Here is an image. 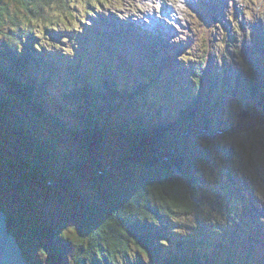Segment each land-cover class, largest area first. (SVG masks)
<instances>
[{
    "label": "trees",
    "instance_id": "trees-1",
    "mask_svg": "<svg viewBox=\"0 0 264 264\" xmlns=\"http://www.w3.org/2000/svg\"><path fill=\"white\" fill-rule=\"evenodd\" d=\"M11 1L12 0H0V35H3L1 41L4 40L8 46L4 48L9 50V47H11L18 53H24L26 52L24 43L25 38L29 42L28 46L33 41V47L35 45L38 49L34 48V50H36V52L41 50L43 53L42 56L38 53L42 59L39 63V70L31 74V78L36 76L35 79L28 80L27 86L30 89L21 81L19 82L20 89L23 88L28 92L33 89H35V92L41 90V95L46 99L51 98L53 104L58 103L59 106H66L65 110L63 108H61L62 110L51 109L41 114L38 110L33 109L34 107L39 108L40 101L35 100V98L32 99L31 102H33V106H31V108L33 111H31V115L27 113L25 116V119L28 118L26 123L29 124L28 127L32 128L33 132H35L34 128H38L41 132L42 122L50 120L49 122H51V125L56 126L63 135L61 134L62 136H59L57 134L55 136V134L49 130L53 137H46L41 133V135H38L40 136L39 139L35 140V137L29 136L27 138L23 134L25 141L34 143L35 141L36 143L38 141L40 143L42 142L41 145L44 152L41 156L49 160L52 155H57L58 158L63 159L61 164L62 167L59 170L55 169L53 166H50V169H48V164L44 163H42L41 168L37 163L30 161L28 155L24 156L26 160L24 159L23 161L25 169L29 170L34 178L38 176L37 174L42 169H53L56 173L51 175L48 171L46 176L48 180L44 178L41 186H50L51 190L55 191L52 185L55 187V185L60 182L59 186L62 188L60 191L66 199L65 203L71 206L61 211L62 216L60 220H54L59 223L56 225V232L55 226L49 228L52 231L50 234L53 233L52 238L57 242L59 237L56 235L62 234L61 232L67 229L65 231H68V237H70L72 241L71 243V241L66 239L67 245H72L73 248L77 245L81 251L88 249L92 253L94 260L93 264H101L100 262H103L101 260L104 258L105 261L108 259V261L118 264L120 262V257H123L126 261V258L131 254L136 255L138 264L143 263L140 259L143 256L152 257L154 264H186V261L190 263L191 256H199V250L196 247L194 248V245L190 244L192 237L196 235L195 229L199 230L201 234L205 232L206 237L204 235L201 241L207 242L209 237L214 239V234L215 237L219 239H223L222 237L224 236L226 237V235H224V228L229 224L230 217L233 215L229 212L228 208L236 204V202L231 201L236 200V195L232 194L231 196L230 194L231 200L229 199V201L225 197L230 188L229 184L225 186V181L221 183L223 178L224 180L226 179L224 176L226 174L222 172L221 175L217 174L219 168L216 163H218V160L217 162H212L215 163V166H211V172L215 170L216 175L213 179H208L207 182L211 185L207 186V188L203 185L204 182L202 184L197 178V174L202 171L204 179H207V175H205V170L198 166L199 160L192 159L193 151L198 150V148L196 145H193L194 141L188 139L183 132V129L190 128V125L192 126V124H195L192 131L198 134L197 138L207 139L206 136H208V129H205L206 132L197 126L198 123L206 119L205 116L207 114L210 116V106L213 108V103L215 102L212 99L213 96L208 94L205 89L204 78L206 77V73H204V71L208 67V61L205 59L206 52L200 51L198 53L199 70H194V74H192V91L189 87H184V89H186V93L184 94L181 89L177 90V87L171 84L172 82L168 83L167 81V83L172 86L171 90L167 91L173 95L181 96L183 99L186 98L187 102L184 103L183 107H179V109L176 110V116L168 117L170 118L169 121H160L159 116L160 118L163 116L162 105H166L165 102L155 97L158 95L156 90L155 93H153L150 89L148 92L150 95L141 91L142 84H138L139 82L136 80L137 77L130 79V77H133L132 73H136L139 76L141 74V76L146 77V72H144L143 69L141 70L138 67H134L130 70V67L127 68L128 64L122 63V65L131 72L130 75L126 76V73L129 72L125 71L126 73L124 74L121 63L117 61L113 63L115 61L113 58L110 60V63H108L102 54L104 53L103 51L99 53L102 54V59L96 58L98 61L96 64L97 61H94L92 56L86 54L87 49L89 50L87 35H79L78 32L81 30H77V32L74 31L78 40H73L74 46L68 50L58 48V45L52 42L49 36H44L45 33L40 29L41 23L39 22L42 20L48 22L51 20V17L53 18V15L50 14L51 12L49 13L51 9H56L57 11L62 10V12L66 11L65 14L67 15L70 10H73L71 0H45L48 1V3L45 2L47 7L41 4V7L38 8L40 9L38 13L31 7V0H13L23 5V9H21L20 12L13 14L8 10L13 8L10 6ZM51 1H55V3L51 4ZM60 1L63 4H61ZM108 2H110V0H89L88 9L91 11L89 14L95 12L96 7L98 8V6H102ZM36 3L38 4L39 1H36ZM97 4L98 6H96ZM20 14L23 15V19H11L13 16L19 17ZM78 19L80 18L77 17V20ZM65 21L67 27L73 24V20L67 19ZM4 23H6V25L12 23L14 26L5 29L3 28L5 26ZM24 26H27L26 28L28 29L29 35L25 32L23 34L22 27ZM44 28L47 34L49 28L46 25ZM3 30H5V34H3ZM53 32H57V29L55 28ZM60 36L64 37V33H61ZM5 37H11L9 39L12 44L7 43ZM46 38L48 41L44 43ZM89 40L92 39L89 38ZM65 41L66 39H64V42ZM62 42L63 41L59 40V44H62ZM30 45H32V43ZM11 55L14 59V52H11ZM0 56L3 57V60L6 59V53H3L1 49ZM162 57H164L163 59L166 63L168 59H170L168 56ZM116 58L119 59V56H116ZM88 61L92 62L89 63ZM77 65L82 67L83 70H74V67ZM65 66H69L71 69L67 70ZM146 66L148 67V64H146ZM155 66L157 67V63H155ZM9 69L10 70L5 73V79L8 78V76L11 79V76H13L11 70H17V66L13 67V63L11 62V67ZM24 69L26 68H23V70ZM153 70L150 72L154 73ZM17 71L19 72V70ZM154 71L158 77H166L173 73V69L170 67L167 68V72H163L161 68ZM19 73L21 74L19 75L23 77L22 75H24V73ZM172 79L176 84L177 82L174 77ZM244 79L245 85H248L246 86L248 91L252 90L254 85L253 78L245 74ZM33 81L35 83H33ZM154 85L157 89V84ZM147 86L150 88V84H147ZM17 87L18 86L15 87V85L12 86L13 89L16 88L15 90H19V87ZM0 91L5 94V97L2 95L0 98L8 100L12 105H15V101L18 106L25 105L19 96L16 97V95L5 89H1ZM193 91L199 94L194 95ZM38 95L40 96V94ZM135 96L138 98H134ZM154 97L157 101H153ZM133 98L137 100L142 99V110H129L131 105L127 103L132 104V101H134ZM205 103L207 105H205ZM26 105L24 107H26ZM197 106L200 109L197 108ZM206 107H208V110H202ZM51 108H55V106L52 105ZM21 109L23 108L21 107ZM65 111H67L68 116H66L67 114ZM14 113V115H16V112ZM143 113L148 115V118L151 117V121L155 124H148L149 119L147 120L146 115L144 116ZM35 118L37 119L35 120ZM33 120H35V122H33ZM31 121L33 123H31ZM137 128H139L140 133L137 132ZM142 129H144L145 132ZM39 131L38 133H40ZM15 132L20 134L19 130ZM108 134H111L115 140ZM110 139L115 142L108 145ZM70 143L75 146V149L66 152L65 148L70 146ZM2 144L4 145L1 140L0 151ZM125 145H128L132 150L122 149ZM34 147H36V145ZM55 149L60 153L55 154ZM35 150L38 149L35 148ZM235 151L236 149L233 148L229 151V154L234 155ZM7 159L8 158L5 156H2L0 159L1 165V162H4V160L7 161L5 168L7 172H10L7 173V176H0V187L4 189L1 185L5 182L12 184L10 185L12 187H17V190H20V201H22V199L27 200L30 205L32 204V209L36 211L40 206L38 204L39 201L35 200V195L37 192H41L32 189L27 181H18V177H14V175L11 174L13 166L10 167ZM16 160L15 157L9 159L12 165L17 164ZM112 163L118 165L120 168L123 167V175L110 173L112 170L110 169L113 165ZM74 176H76L78 181L73 180ZM122 176L124 178H122ZM113 179L117 180L115 185ZM121 181L125 183V185ZM255 184L259 190L262 189L257 179ZM28 188H31V191L35 192L34 196H30L32 192H29ZM1 191L2 190H0V192ZM205 191L208 194H205ZM14 193H16V191H14ZM208 195L211 197H208ZM39 196L41 197V194H39ZM208 198L209 201H207ZM217 200L218 203L215 205V208L218 207V213L214 212V207L207 210V204L210 203L213 205ZM226 201L228 202L225 203ZM2 208L4 210L6 209L4 205ZM7 210L8 209L5 211ZM7 213L9 221L12 218L8 211ZM43 215H47V212L44 211ZM162 215H164L167 220L169 219L171 223L177 221L175 224L176 226L172 228L167 227V223L163 218L158 221ZM183 218H193L195 225L189 224ZM43 222L45 223L47 221L44 220ZM159 225H162V227ZM184 225L194 229V233L184 232ZM229 225L226 231L227 234L231 227ZM26 228L30 229L28 227ZM38 228L39 229H33L35 231L33 234L36 235V239L42 246L45 260L51 262V264H55L54 255L56 252V255L59 257L56 255L55 257L58 258L60 264H63L62 259L64 256H62V259L60 258L59 246L61 244L56 243L51 246V258L47 241L36 233L37 230L39 231L40 228H42L41 222ZM11 231L13 232L12 228ZM63 239H61L62 242ZM173 239L176 240V243H173ZM229 244L231 245L232 242H229ZM27 245L28 243L26 242L24 245L25 250L23 247V251L24 255L28 258L31 252L26 249ZM210 245L216 246L214 242L213 244L210 243ZM220 245L219 251H225ZM205 248H202L201 251H204L203 254L207 255ZM207 248L209 251L212 250L209 246H207ZM33 251L35 253L37 252L36 250ZM163 251L169 253L168 256H165V253H162ZM229 253L232 254L234 252L230 249ZM73 255L75 258V254ZM86 255L87 258L90 257V255ZM32 258L31 261L33 260ZM36 261L37 260H35V264H37ZM87 262L90 261H84V264ZM40 263L41 261H39L38 264ZM195 264H197V261Z\"/></svg>",
    "mask_w": 264,
    "mask_h": 264
},
{
    "label": "rangeland",
    "instance_id": "rangeland-1",
    "mask_svg": "<svg viewBox=\"0 0 264 264\" xmlns=\"http://www.w3.org/2000/svg\"><path fill=\"white\" fill-rule=\"evenodd\" d=\"M36 1L37 2L39 1V3L37 4ZM88 1L89 0H71L72 5H73V10H70V12L67 15L65 14L66 11L62 12V10L57 11L56 9L55 10H52V9L49 10L47 8L49 10V13L51 12L50 14L53 15V18L51 17V20L48 22H44L43 20L39 22V23H41L40 29L43 31V33H45L44 36L45 37L49 36L51 38L52 42H55L58 45V48H60L62 50H64V49L68 50V49L72 48V46H74V41L78 40V37L75 35L74 31L77 32V30H80V26L82 25V23L77 20V17L79 18V16H80V19H82V21H83V20H85V18L83 16H86L87 20L84 21L83 26L86 25L87 27H85L80 32H78L79 35L90 34V32L92 30L94 33V36L99 38L100 40H102L105 43L106 47L104 49L111 50V52L107 51V50L104 51L105 53H110L109 60H111L113 58L112 54H114V55H116L117 53L125 54L126 49L124 48L125 50H123L124 46H126L128 49H133L134 51H137V47H136L137 44H134V43L128 44V45L126 43L124 44L123 43L124 39L120 34L117 36H114L112 38L111 36L114 33L108 31V33L111 34V35H109L106 32L107 29L105 28V25H107L109 27L112 24L115 27L120 26L121 29H118V31H121L122 29L124 31H127V30L131 31L132 28L131 29L123 28L124 27L123 25H126V24L121 25V22L123 23L124 21L127 20L125 14H127L128 12H131V13L136 14L135 18H138L139 15H141L140 18H143L145 16L143 13L149 12L148 10L150 9V11H152L153 13H155V11H157L158 15L162 19H165L167 21V24H168L170 29L174 28L176 30L174 35H173V33L170 36H164L163 34L158 35L157 40L160 42H163V46L167 45L169 47L168 50L169 49L171 50L172 45L175 44V42L179 41V39L181 37H183V39H185V37H187V36L192 38V41L189 44L190 46L188 48L189 53L186 55L187 58L185 59L184 62H182L186 65H188L189 62L192 61V59L193 60L197 59V53H195V52L197 51V49L199 50V46H202L199 44V37L200 36L204 37V40L206 41V47L205 48L209 49V51L207 52V54L210 55L209 60L212 62L215 61V63H216L213 66L211 65L212 70L216 71V73L219 72L221 74V80H223L225 78V76H229L230 77L229 83H231V85H229L230 86L229 88L224 87L223 89H220L221 87H216V89H212V90L205 86L207 93L213 96L212 99L215 102L213 103L214 104L213 108L210 106V108H211L210 116L208 114H207L208 116L204 115L206 117V119L204 121H201L200 123H198L197 126L201 129H203L204 131H206L205 129L209 130V132L207 133L208 136H206L207 139H202L200 137L197 138L198 134L197 133L195 134V132L192 131L195 124L194 125L192 124V126L190 125V128L183 129L184 130L183 132L186 134V137L188 139H192V141H194V143L196 142L193 145H196L198 150L193 151L194 153H192V159L194 158L195 160H199L198 166L203 168V170H205V175H207V179L203 178V172L202 171H200V173L197 174V178L202 182V184L204 182L203 185L206 187L211 185V184H208L207 181L209 178L213 179L214 176L216 175L215 170L214 171L212 170L213 172H211V166L212 165L215 166V163H212V162H217V160H218V163H216V164H218V168H219L217 171V174H219V175H221L222 173L226 174V175H224L226 179L224 180V178H223V180H221V183L225 181V186H226L228 183L232 182L230 186H232L231 189H233L235 191L236 200L230 199L233 192L226 194L225 197L228 199V201L230 199L232 202H236V204L231 205V207H229L228 210L233 215L235 213L234 216H236V217L234 218V220H236V218H237L239 224L241 226H243V228H244L243 229L242 227H238L237 229H239L240 232L238 230L236 232H239V236H242L245 238H247L250 235H253V236L260 238L261 240L264 241V214L260 215V212H259V208L261 205L264 204V200L260 203H255L256 200L253 197V200L250 199L248 201L251 194H248L247 190L245 189V186L246 187L251 186L252 188L255 186L253 184L247 185L248 183H252V181H253L252 176L254 177L255 181L257 179L261 183V186L264 185V49H263L264 42H260L262 39H264V37H263L264 36V0H214L212 2V5L207 7L208 12L211 15L209 13L203 11L204 13H206L205 17H200V16L197 17L198 16L197 13L201 9H198L196 3H194V6H195V10H194L185 2V0H178V4L184 8L183 19H181V17L179 15H177L178 21L169 15L168 16L165 15L164 12L163 13L158 12V11H160V5H162L160 1H157L153 4H150L147 2V0H137V3L140 4V7L138 9H135L133 7V4H136V0H110L109 3H106L107 4L106 6H108L107 9L108 8L111 9V7L119 8L117 10H114L118 16V18L116 17L117 22L115 20H111V19L105 20V17L101 16L102 11H105L106 15H112V14L108 13L109 12L108 10H105L106 6L104 9H100L101 13L97 12L96 14H93V15L88 17L87 14L89 15V13L91 12L88 9ZM166 1L169 3L170 6H172L171 0H166ZM194 1H197V0H194ZM31 2H32L31 7L37 13L39 12L38 10H40L38 8L41 7V4L44 7H47V5H45V4L48 3V1H45V0H31ZM10 3H11L10 6H12L13 8L8 9V10L12 14L20 12L21 9H23V5H21L20 3H17L13 0ZM52 3L54 4L55 1H51V4ZM61 4H63V3L61 2ZM149 5H155V7L152 8ZM96 6H98V4ZM29 9H30V6H29ZM191 15H192V22L194 23V30L192 32L190 31V28H189V31L184 30V28H183V24L189 22ZM14 17L15 16H13L11 19L12 20L13 19L17 20V18L19 20L23 19L22 14H20L19 17H15V18ZM67 19L73 20V24L70 27H67L65 25V22H66L65 20H67ZM149 19H152V18H149ZM149 19H147V22L151 23V21ZM62 20H64V21H62ZM201 20H204V21H201ZM206 20H208V21H206ZM6 22H7V20H6ZM209 22H212L214 24L212 26H210V25H208ZM85 23H87L88 25ZM201 24L206 28H203V26H201ZM4 25L5 26L3 28H5V29H8V28L14 26L12 23H8L7 25H6V23H4ZM45 25L49 28V32L47 34H46V30L44 28ZM26 27L27 26L22 27L23 28L22 29L23 34L25 32L27 35H29L28 29ZM55 28L57 29V32H53ZM207 28L209 30H207ZM206 30H207V34H205ZM3 31H4L3 34H5V30H3ZM19 31H18V33H19ZM85 31H87V32H85ZM118 31L113 30V32H118ZM183 31H186V33L183 34ZM167 32H168V30H167ZM61 33H64L63 38L66 39L65 42H64V39L62 38V36H60ZM185 35H187V36H185ZM66 36H69V37H66ZM73 37H76V39ZM2 38H3V35H0V46H1L0 49L3 51V53H6V59L3 60V57L0 56L1 57L0 58V90L5 89V90L13 93L14 95H16V97L19 96L21 98V101H23L25 103V105L26 104L27 105H26V107H24L25 105H19L18 106L16 104V101L14 102L15 105L14 104L12 105V103H10L8 100H5L4 98H0V108H1L0 109V115H1L0 116V135H1L0 141L2 140L4 143V145L2 144V146H1L0 159L2 158V156L7 157L8 158L7 160H8L10 167L13 166L12 167L13 169L11 170V174L14 175V177H18V181H20V182L21 181H27V183L29 182L28 184L30 185V187L32 189L38 190L41 192V193H38L36 191L37 193L35 195L36 197L38 196V201H39L38 204L41 207L36 209V211H35V209H32V207H31L32 204L30 205V203L27 200H23V202L20 201V199H19L20 190L19 189L17 190V187L15 188V187L10 186L12 184H9L7 182H5L3 185H1L2 187H4V189L0 187V190H2L0 192V203H1L0 206L2 208V206L4 205V207L6 209H8L7 211L9 212V214L12 218L11 220L8 221L9 228H10V230L12 228L13 232L12 231L11 232L13 234L15 233L16 236H18L17 238L19 239L21 246L24 247V250H25V246H24L25 243L26 242L28 243V245L26 246V249L31 252V254L28 257V260H29V258L31 260V258L33 257L32 258L33 260L31 261L30 264H34L35 260H37L36 261L37 264L39 263V261H41L44 264H51V262H47L45 260V254L43 252L42 246L39 244L38 240L35 237L36 235L33 234V232H35L34 231L35 229H39L38 227H39V224L41 222L42 228H40L39 231L37 230L36 233H38L45 241H47L48 248L49 249L52 248L51 246H53L56 243H60L63 247H66L67 246L66 239L71 241L70 237H68V231H65L67 229H65L63 232H61L62 234H57V235L55 234L57 237H59V240L56 242V240L52 238L53 233L50 234V232H52V231L49 228H52V226L53 227L55 226V232H56V225L59 223H57L54 220H56V219L60 220V218L62 216L61 211L64 208L66 209V207L68 208V206H70V204L65 203L66 199H65L64 195L61 194V191H60V190H62L61 186H59L60 182H59V184H56L55 187L52 185V187L55 189V191L51 190L50 186H47V187L46 186L44 187V185L41 186V183L43 182L42 180L44 178H45V180H48L46 176H47V172L49 170H44V169L40 170V172L37 174L38 176L34 178L31 175L32 173L29 170L25 169V167L23 165V161H24V159L26 160V158H24V156L28 155V157H30V159H29L30 161L37 163L40 166L42 165V163H44V164H48V166L46 165L47 167H49L48 169H50V166H53L55 169L59 170L62 167L61 164L63 162V159L58 158L57 155L56 156L52 155L49 160L46 159L45 157L41 156V154L44 152L42 150V145H41L42 142L40 143L38 141L36 143V141H35L36 144L34 142H31V141L28 142V141L24 140V138H25L24 136H26L27 138L29 136H32V137H35V140H37L40 137L38 135H41V133H42L44 136H46V137L48 136L51 138L53 136L50 134L49 130H51L52 133L55 134V136L57 134L59 136H62L63 134L59 132L60 130L56 126H53V125H51V123H49L50 120L46 121V122H42L41 132L39 131L38 128L37 129L34 128L35 132H33L32 128L28 127L29 124H26L28 118L25 119V116L27 113L29 115H31V111H33V109L38 110L39 113L43 114L44 111H46V110L49 111L51 109L62 110L61 108H63L65 110L66 106H63V105L59 106L58 103L53 104L52 103L53 100L51 98H48V99H50V100H48L41 95V90H38L37 92H35L34 91L35 89H33L32 91L29 90V92H28L27 90H25L23 88L20 89L17 87L19 90H15L16 88L15 89L12 88L13 85H15V87H16L19 84V82L21 81L28 89H30L27 86L28 80L35 79L36 76L31 78V74H33V72L39 70L38 68H39V63L42 60L41 59L42 55L40 56L38 53H40V54H43V53L41 50H39L37 52H36V50H34V48H36V46L34 45V47H33V41L31 42L32 45H30L31 44L30 43L28 46L29 42L25 38H24V41H25L24 43H25V47H26L25 48L26 52H24V53L19 52L18 53L16 50H14L11 47H9V50H7L4 47H8V46L6 45L4 40H3L4 42L1 41ZM9 38H11V37H5V40L7 43L12 44V42ZM205 38H207V40ZM258 39L259 40L261 39V40L259 41ZM59 40L63 41L62 44H59ZM173 40H175L174 43H172ZM47 41H48V39L46 38L44 40V43H46ZM96 41H99V40H96ZM138 41H139V39H138ZM142 42L143 41L140 38L139 43L141 45H142ZM242 42L245 44V46L240 45ZM31 46H32V48H31ZM90 46H92L93 48L98 50L97 47H95L93 45H90ZM117 47H119L121 49H119ZM148 51H149L148 56L144 55V54H140V55H143V56H146L149 58V59H146V61L147 60L154 61L153 58L156 59L160 55V53H158L156 55H152V50H148ZM11 52H14V54H15L14 59L11 55ZM92 53L95 54V52H93V51H92ZM126 53L128 54V52H126ZM128 55L131 57L132 56L136 57L135 59L138 61L137 64H140L139 61H145V59H140L139 55L136 53L129 52ZM174 58H176V60ZM174 58L170 59V61L168 63L173 64V61H176V63L179 64L180 62L177 61L179 59V57H177V55H174ZM130 59H131V61H134V63H136L135 60H132V58H130ZM188 59H190V60L188 61ZM14 60L15 61L17 60V61L15 62ZM11 62L13 63V67H15L17 64L20 65L21 68H17V70H19V72L24 73V75H22L23 77H21L20 76L21 74L17 70L14 69L13 70L14 72L12 71V74H13L12 82L10 83L9 77H8V79H5V76H6L5 73L10 70L9 68L11 67ZM115 62H116V60L113 63H115ZM221 63H223L224 66L220 67ZM129 64H131V63H129ZM147 64H148L149 68H151V67L154 68V66H151L152 63H147ZM23 68H26V69L23 70ZM65 68L68 69L69 66H66ZM131 68H134V66L132 65ZM211 68H209L208 70L211 71ZM122 69H125V68L123 67ZM74 70L81 71L83 69L80 66H78ZM226 70H229L228 71L229 75L228 74L226 75ZM232 70L236 71V73H234ZM153 72H155V71H153ZM238 72H239V74H238ZM125 73L126 72L124 71V74ZM130 74H131L130 72L126 73V76L130 75ZM245 74L250 75V77L253 78V80H254V82H253L254 85L252 87L253 92H252V90H249L250 92L248 91V88L246 87L248 85H245V83H244L245 80H242L243 78L237 79L238 75L244 76ZM132 76L133 77H130V79L137 77L136 80H137V82H139L138 84H140V83L142 84L141 91H143L147 94L150 89L153 93H155V90H156L158 95L155 97L157 99H159L160 101L165 102L166 105H162V107L164 109L163 110V116L161 118L159 116L160 121L161 120L165 121V122L169 121L170 118H168V117L176 116L177 115V113H175L176 110H178L179 107H183L184 103L187 102L186 98L183 99L181 96L173 95L167 91V90H171V87H172L170 84H167V80H169L168 77L169 78L174 77V75H172V74L168 75V77H158V75L153 74V78H152L153 80H151L149 78V75H147L146 77H143V76H141V74L139 76L138 74L133 73ZM242 76H240V78ZM180 77L181 76H178L179 81H177V85H178L177 90L181 89L185 94L186 89H184V87L190 86V83L192 82V79H191L192 77L191 78L189 77L190 78L189 79V85H188L187 79L185 81H180V79H181ZM215 77H217V76L215 75ZM215 77L210 78V79L207 77L204 78L205 84L206 85H207V83L217 84L218 82H220V80H218L217 82L216 81L213 82L212 79H217ZM182 78L185 79V77H182ZM14 79L18 83L17 85H16ZM170 82H172L171 84L174 85L173 81H170ZM33 83H35V82L33 81ZM147 84H150V88L147 86ZM154 84H157V89L155 88ZM134 85H135V83H134ZM180 85L183 88H181ZM135 87H138V86H135ZM10 89H11V91H10ZM217 89H219V90H217ZM255 91H256V93H255ZM38 94H40V96ZM187 94H188V92H187ZM193 94L198 95L199 93H194V91H193ZM2 95L5 97V94L0 91V97H2ZM148 95H150V93H148ZM155 97L153 98V101H157ZM34 98H35V100L40 101L39 108H35V107L33 109L31 108V106H33L32 105L33 102H31V100ZM134 98H138V97L135 96ZM134 98H133L134 101H132V104L127 103L128 105H131L129 110L130 111L132 109H135V110L141 109L142 110L143 109L142 103L141 102L139 103V100L134 99ZM244 98L247 100H244ZM219 99L221 100L220 104H216L219 101ZM123 103H126V102H123ZM206 103H205V105H207ZM52 105H54L55 108H51ZM198 106H200V105H198ZM198 106H197V108H199ZM21 107L23 109H21ZM202 110H208V107H206L205 109H202ZM5 112H6V114H4ZM14 112H16L17 115H14L15 114ZM17 112H19V113H17ZM65 112L67 114V111H65ZM145 112H147V111H145ZM143 114H144V116L146 115L145 113H143ZM66 116H68V114ZM147 116L148 115H146V117ZM150 118L147 117V120L149 119L148 124H151V123L155 124L154 122L151 121ZM30 119H32V118H30ZM36 119L37 118H35V120ZM35 120H33V122H35ZM128 120H130V119H128ZM33 122L31 121V123H33ZM16 130H19L20 134H17L15 132ZM142 130L145 132L144 129H142ZM211 130H212V132H211ZM38 131L40 133H38ZM137 132L140 133L139 128H137ZM23 134H24V136H23ZM108 135L110 137L112 136L111 134H108ZM152 135H154V134H152ZM109 136H108V138H109ZM111 138H113L115 140V138L113 136ZM110 140L108 142V145H111V143L115 142L112 139H110ZM118 144L121 145L120 143H118ZM35 145H36V147H34ZM125 147H122V149L124 148V149H128V150L129 149L132 150V148H129L128 145H125ZM232 147L234 149H236L234 155L229 154V151H231L233 149ZM35 148H37L39 150V152H38V150H35ZM74 149H75V146L72 143H70V146L65 148L66 152L72 151ZM54 153L59 154L60 152L55 149ZM236 153H238V154H236ZM14 157L17 159L16 160L17 164L12 165L11 164L12 162L10 163L9 159L14 158ZM35 159H37V160H35ZM6 162L7 161L4 160V162H1L2 165L0 164V172H2V173H0V176H2V175L7 176V173H10V172H7V170L5 168ZM242 166H243V168H242ZM41 168H42V166H41ZM110 169H112L110 173H114L116 175H123V173H124L123 167L120 168V167H118V165L113 164ZM49 173L52 175L56 172H54V170L51 169L49 171ZM241 177H243V178L246 177V180L245 179L243 180V183L245 185L244 189H243V186L241 184L242 182L239 181V182H241V183H239L237 181L238 178H241ZM122 178H124V177L122 176ZM0 180H1V178H0ZM73 180L78 181L76 179V176L73 177ZM113 181H114L113 183L115 185L117 180L113 179ZM124 181H125V179H124ZM245 182H247V184H245ZM48 184H49V182H48ZM123 184L125 185V183H123ZM37 185H39V186H37ZM31 188H28V191L32 192V193H30V195H34L35 192L31 191L32 190ZM14 191H16V193H14ZM256 191H258V192H255L252 189V194L264 195V191H262V190L261 191L256 190ZM39 194H41V197L39 196ZM205 194H208V193L205 191ZM230 194H231V196H230ZM208 197H211V196L208 195ZM242 199L244 200V203H242L243 205L241 204ZM207 201H209V198L207 199ZM228 201H226L225 203H227ZM250 202H253L254 204L253 203L251 204ZM214 203L215 204H213V205L208 203L207 204V210L209 208L212 209L214 207V212L218 213V211H217L218 207L215 208V205L218 203V200ZM247 208L256 210V213L252 218L248 214L250 210ZM7 211H5V212H7ZM44 211L47 212V215H43ZM261 212H264V211H261ZM216 217L220 218L219 216H216ZM162 218L167 223V227L172 228V227L176 226L175 224L177 221L176 222L173 221L174 223L173 222L171 223L170 220L169 219L167 220V218L164 215H162L158 219V221ZM183 219L186 220L189 224L195 225L193 218H190V219L189 218H183ZM7 220H8V213H7ZM42 220L43 221L46 220L47 222L44 223ZM159 226L162 227V225H159ZM233 226L235 227V224H233ZM26 227H28L30 229H27ZM184 227H185L184 232L194 233V229H191L190 227H187L186 225H184ZM21 231H23V232H21ZM195 232H196V235H194V237H192L190 244L194 245L193 246L194 248L198 246L199 250H201L200 246L202 248H205V247L207 248L208 244L205 241H201L204 238L203 235H205V232L201 234L200 231L197 229H195ZM242 234H246V235H242ZM233 237L235 239L239 238V240H240V237H236V235H234ZM25 238H27V239H25ZM51 238H52V240H51ZM63 238H65V239H63ZM61 239H63V242ZM215 241H216V237L214 234L213 242L215 243L216 246L212 245L211 247H212V250H214L216 247V250L218 251V249H220V248H219V245L217 244V242H215ZM229 242L231 243L232 240L229 239L228 237L224 236L223 241H222V245L224 247L229 248ZM71 243H72V241H71ZM84 243L87 244L86 242H84ZM173 243H176V240H174ZM59 247L62 249L60 251V255H61L60 258L62 259L63 258L62 256H64V258L62 259L63 264H84V261H90V262H87L86 264H93V262H94L93 257H92V253L88 249L81 251V250H79V247H77V245L75 246V248L73 250H66L65 248H63L61 246H59ZM33 249L36 250L37 252L35 253L33 251ZM250 252H252L253 256L255 257L251 260H255L256 261L255 264H262L259 262L260 261L259 258H262V256L264 255V246L260 247V246H257L256 244L252 243V246H250ZM49 253H50V257H51V254H52L51 249L49 250ZM162 253H165V256H168V254H169V253H166L164 251ZM203 253H204V251H199V253H198L199 256H197V257L191 256L190 257L191 258L190 263H188L186 261V264H195L196 261L197 262L202 261L203 257H205V256L207 257V255L206 254L204 255ZM73 254H75V258L73 257L74 256ZM86 254L90 255V257L87 258ZM55 255H56V252H55ZM55 255H54V259L56 262L55 264H60V261L57 258L59 256L56 255L57 257H55ZM243 256L248 257V255L246 253ZM34 257H35V260H34ZM220 258H223V259L226 258L228 261L231 260L232 262L234 261L233 257H231L230 255H226V256L221 255ZM119 259H120V262L118 264H138L137 263L138 258L136 257V255H133V254L129 255V257L126 258V261L124 260L123 257H120ZM140 259L143 262L142 264H147V263L148 264L149 263L154 264V260L152 257L143 256ZM101 261H103V262H100L101 264L102 263H104V264H115V263L108 261V259H106V261H105V258Z\"/></svg>",
    "mask_w": 264,
    "mask_h": 264
},
{
    "label": "bare ground",
    "instance_id": "bare-ground-1",
    "mask_svg": "<svg viewBox=\"0 0 264 264\" xmlns=\"http://www.w3.org/2000/svg\"><path fill=\"white\" fill-rule=\"evenodd\" d=\"M157 1H160L161 2V4L162 5H160V11H158V12H161V13H163L164 12V14L165 15H169V16H171L172 18H174L175 20H177L178 21V17H177V15H179L180 17H181V19H183V15H184V12H183V10H184V8L183 7H181L179 4H178V0H171V2H172V6L171 7H173L172 8V10L170 9V5H169V3L166 1V0H147V2L148 3H150V4H153V3H155V2H157ZM165 1V2H164ZM214 0H197V1H194V0H185V2L191 7V8H193L194 10H195V6H194V3H196V5H197V7H198V9H206L207 10V12H208V8L207 7H209V6H211L212 5V2H213ZM164 2V3H163ZM109 3V2H108ZM107 4L105 3L104 5H102V6H104L103 7V9L105 8V6H106ZM150 7H152V8H154L155 7V5H149ZM107 7L108 6H106V8H105V10H108L109 12L108 13H110V14H112V15H106V13H105V11H102V14H101V16L102 17H105V20L106 19H111V20H117V18H118V16H117V14L115 13V11L114 10H117V9H119V8H117V7H111V9H107ZM133 7L135 8V9H138L139 7H140V4H138L137 3V0H136V4H133ZM149 12H147V13H143L145 16L143 17V18H140L141 17V15H139L138 16V18H135L136 17V14L135 13H131V12H128L127 14H125L126 15V21H124L123 23L121 22V25L122 24H126V25H123L124 27L123 28H125V29H131L132 28V30L131 31H129L128 32V30H127V32H125V31H119V32H113V30H112V28H110L109 26H107V25H105V28L107 29H105L106 30V32H112V33H114L111 37L113 38L114 36H117V35H121L122 37H123V39H124V44L126 43L127 45L128 44H137V45H139V41H140V38L142 39V41H144V39L145 38H143L142 37V35L143 34H145L146 36H147V38L145 39V40H150L151 42H152V45H153V47H154V45L155 44H162L163 45V42H160V41H158L157 39H158V35H160V34H163L164 36H170L172 33H173V35L175 34V29L174 28H169V26H168V24H167V21L165 20V19H162L159 15H158V13H157V11H155V13H153L152 11H150V9L148 10ZM144 12V11H143ZM99 13V12H98ZM100 13H101V11H100ZM100 15V14H99ZM100 16V17H101ZM117 17V18H116ZM149 18H152V19H149ZM147 19H149L150 21H151V23H149V22H147ZM117 22V21H116ZM214 23H212V22H209L208 23V25H210V26H212ZM262 24V23H261ZM201 26H203L202 24H201ZM183 28H184V30H187V31H189V28H190V31L192 32L193 30H194V23L192 22V15L190 16V19H189V22L188 23H185V24H183ZM203 28H206V27H204L203 26ZM208 29V28H207ZM167 30H168V32H167ZM263 31V30H262ZM85 32H87V31H85ZM259 32V31H258ZM186 33V31H183V34H185ZM194 33V32H193ZM57 34V33H56ZM135 35H137V39L136 38H134V36ZM185 36H187V35H185ZM258 37V36H257ZM264 37V36H263ZM73 38H75L76 39V37H73ZM138 39H139V41H138ZM191 41H192V38H190L189 36H187V37H185V39H183V37H181L180 39H179V41H177V42H175V40H173V42L172 43H174L175 42V46H174V48L173 49H175V52H179V54L180 53H182V52H184L186 49H188L189 48V44L191 43ZM240 45H244L245 46V44L242 42ZM166 48H169V47H167L166 45H164ZM123 48H125V49H128L126 46H124ZM259 48V47H258ZM153 52V51H152ZM174 52V53H175ZM157 53H160L159 51H157ZM174 53H166V54H163V56H168V54H174ZM128 54H129V52H128ZM42 55V54H41ZM103 56L105 57V60L108 62V63H110V60H109V56H110V53H103ZM131 57V56H130ZM209 57H210V55L209 54H207L206 53V57H205V59L209 62L208 63V67L210 66V65H215L216 63H215V61L214 62H212V61H210L209 60ZM164 57H162L161 56V54L159 55V57L158 58H156L155 60H156V63H157V67L155 66V63L152 61V60H147V63H152V65L151 66H154V70H157V69H159V68H161V70L163 71V72H167V68L169 67L168 65H167V63H166V61H164V59H163ZM89 63H91L92 61H88ZM194 61H192L191 63H189L188 65H185V67H182L183 69V72L185 73V74H183L182 72H181V77L180 78H182V77H186L187 76V79H188V85H189V76H190V73L191 74H194V70L192 69L193 67H197V63L195 62V63H193ZM133 65V63H131V64H129L128 66L130 67V69H133V68H131V66ZM17 66V68H21V66L20 65H16ZM134 66V65H133ZM222 66H224L223 65V63H221V66L220 67H222ZM66 67V66H65ZM76 67H78V65L77 66H75L74 68H76ZM99 67V66H98ZM135 67V66H134ZM171 67V66H170ZM207 67V68H208ZM219 67V66H218ZM219 67V68H220ZM74 68H72V69H74ZM82 68V67H81ZM178 68H180V67H178ZM71 68L69 67L67 70H70ZM83 69V68H82ZM12 70H14V69H12ZM12 70H11V72H12ZM21 70V69H20ZM100 70V69H99ZM82 71V70H81ZM228 71L229 70H226V75L228 74ZM234 73H236V71H234V70H232ZM14 72V71H13ZM204 73H206V77L207 78H214L215 77V75L217 76V77H215V78H219L220 80H221V74L218 72V73H216V71H213L212 70V68H211V71H209V70H205L204 71ZM146 75H149V78L150 79H152L153 78V76H152V73L149 71V70H147L146 71V73H145ZM188 74V75H187ZM173 75V74H172ZM184 75V76H183ZM229 75V74H228ZM11 76V75H10ZM225 76V75H224ZM239 76H242V75H238V77ZM9 77V76H8ZM205 77V78H206ZM237 77V76H236ZM237 77V78H238ZM242 77H244V76H242ZM6 79H8V78H6ZM15 80V79H14ZM213 80V82L214 81H216V79H212ZM242 80H245L244 78L242 79ZM12 82V76H11V79H10V83ZM15 83H16V85L18 84L17 83V81L15 80ZM221 85V86H220ZM19 88H20V85L18 84L17 85ZM205 86L206 87H208V88H210L211 90L212 89H216V87H221L220 89H223L225 86H224V84H221V83H217V84H212V83H207V85L205 84ZM189 88H190V90L192 91V89H193V82H192V86L190 87L189 86ZM217 90H219V89H217ZM3 91V90H2ZM13 94V93H12ZM141 98V97H140ZM143 99V98H142ZM141 99V100H142ZM141 100H139V103L141 102ZM220 102H221V100L219 99V101H218V103L217 104H220ZM1 109V108H0ZM172 109V108H171ZM164 110V109H163ZM167 111V110H166ZM2 113V112H1ZM18 113V112H17ZM4 114H6V112L4 113ZM163 114V113H162ZM17 115V114H16ZM19 115V114H18ZM1 116V115H0ZM3 116V115H2ZM6 120V119H5ZM49 124V123H48ZM134 125V124H133ZM126 132V131H125ZM28 133V132H27ZM19 134V133H18ZM31 137V136H30ZM196 143V142H195ZM194 143V144H195ZM6 144V143H5ZM16 153V152H15ZM50 162V161H49ZM50 171V170H49ZM53 173V172H52ZM236 182V181H235ZM238 183V182H237ZM239 184V183H238ZM242 184V183H241ZM26 189V188H25ZM252 191V190H251ZM253 195V196H252ZM30 196H34V195H30ZM264 195H260V194H252V192H251V196H250V198L248 199V201L250 200V199H252L253 200V197L255 198V203H260V202H262L263 200H264V197H263ZM35 200H38V196L35 198ZM22 201H23V199H22ZM242 203H244V200L242 199ZM250 203H253V202H250ZM254 204V203H253ZM248 205V204H247ZM41 207V206H40ZM39 207V208H40ZM65 209V208H64ZM247 209H249L250 211H249V215L251 216V218L255 215V213H256V210H254V209H250V208H247ZM4 212H5V210L4 209H2ZM261 211H264V204L263 205H261L260 206V208H259V212H260V215H262V214H264V212H261ZM4 214H6V218H7V212H5ZM233 222H234V224H235V229L236 230H238L239 232H240V230L239 229H237L238 227H242L243 228V226H241L240 224H239V222H238V220H237V218H236V220H233ZM228 226V225H227ZM230 230H229V233L228 234H231V228H229ZM244 229V228H243ZM206 230V229H205ZM204 236V235H203ZM229 238L232 240V236H229ZM216 242V241H215ZM205 244V243H204ZM61 247H62V245H60ZM64 248V247H63ZM198 250H199V248H198V246L196 247ZM249 248V250H250V247H248ZM65 249L66 250H73L74 248H73V246L72 245H67L66 247H65ZM200 249L202 250V248L200 247ZM253 249V248H252ZM34 250V249H33ZM62 249L60 248V251H61ZM201 250H199V251H201ZM207 251V254L209 253V252H211V251H209L207 248H205V252ZM209 251V252H208ZM258 252V251H257ZM23 253H24V251H23ZM69 253V252H68ZM259 253V252H258ZM181 254H182V252H181ZM25 256V255H24ZM184 256V255H183ZM264 256V255H263ZM262 256V258H259V262L260 263H262V264H264V257ZM26 257V256H25ZM27 258V257H26ZM253 259V258H252ZM27 260H28V258H27ZM231 261V260H230ZM30 262H31V260H30ZM255 260H250L249 261V264H255ZM35 264V263H34ZM40 264H44V263H40Z\"/></svg>",
    "mask_w": 264,
    "mask_h": 264
},
{
    "label": "water",
    "instance_id": "water-1",
    "mask_svg": "<svg viewBox=\"0 0 264 264\" xmlns=\"http://www.w3.org/2000/svg\"><path fill=\"white\" fill-rule=\"evenodd\" d=\"M4 213L0 207V264H30L19 239L11 232Z\"/></svg>",
    "mask_w": 264,
    "mask_h": 264
}]
</instances>
